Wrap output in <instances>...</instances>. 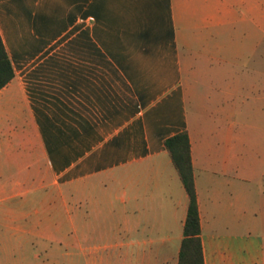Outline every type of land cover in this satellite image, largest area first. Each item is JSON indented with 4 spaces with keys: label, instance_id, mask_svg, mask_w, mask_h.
<instances>
[{
    "label": "crops",
    "instance_id": "crops-1",
    "mask_svg": "<svg viewBox=\"0 0 264 264\" xmlns=\"http://www.w3.org/2000/svg\"><path fill=\"white\" fill-rule=\"evenodd\" d=\"M0 37L2 254L177 264L185 130L204 264H264V0H0Z\"/></svg>",
    "mask_w": 264,
    "mask_h": 264
},
{
    "label": "trees",
    "instance_id": "trees-1",
    "mask_svg": "<svg viewBox=\"0 0 264 264\" xmlns=\"http://www.w3.org/2000/svg\"><path fill=\"white\" fill-rule=\"evenodd\" d=\"M14 76V70L0 37V88ZM164 146L169 153L182 187L187 194V209L183 224V237L180 239L177 264H204L202 243L200 241V220L192 160H190V139L185 130L164 139Z\"/></svg>",
    "mask_w": 264,
    "mask_h": 264
},
{
    "label": "rangeland",
    "instance_id": "rangeland-1",
    "mask_svg": "<svg viewBox=\"0 0 264 264\" xmlns=\"http://www.w3.org/2000/svg\"><path fill=\"white\" fill-rule=\"evenodd\" d=\"M65 229H68L71 232V228L69 225L66 226ZM77 229H81V224H76V230ZM39 251L40 250L38 248L32 247L30 253L31 254H33V253L39 254L40 253ZM31 254H29L27 256L25 263H27V264H40L42 256H40V259L37 260V259H33ZM18 255H19V252L15 253L13 255H9V254L6 255V254H4V253L2 254L0 252V264H21V262L15 261V257H20ZM75 259H76L77 264H81V262H83V259L80 256H75Z\"/></svg>",
    "mask_w": 264,
    "mask_h": 264
}]
</instances>
